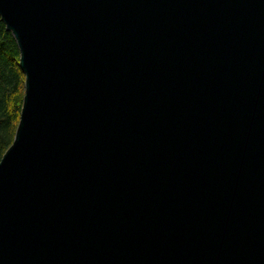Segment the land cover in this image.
Wrapping results in <instances>:
<instances>
[{"label": "water", "instance_id": "1", "mask_svg": "<svg viewBox=\"0 0 264 264\" xmlns=\"http://www.w3.org/2000/svg\"><path fill=\"white\" fill-rule=\"evenodd\" d=\"M25 75L0 264H264V0H0Z\"/></svg>", "mask_w": 264, "mask_h": 264}, {"label": "trees", "instance_id": "2", "mask_svg": "<svg viewBox=\"0 0 264 264\" xmlns=\"http://www.w3.org/2000/svg\"><path fill=\"white\" fill-rule=\"evenodd\" d=\"M17 43L0 18V160L11 146L24 97L25 75Z\"/></svg>", "mask_w": 264, "mask_h": 264}]
</instances>
